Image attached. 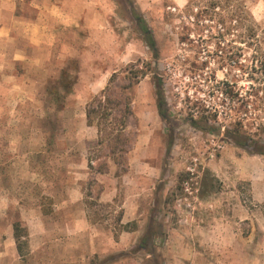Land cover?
<instances>
[{"label":"rangeland","instance_id":"rangeland-1","mask_svg":"<svg viewBox=\"0 0 264 264\" xmlns=\"http://www.w3.org/2000/svg\"><path fill=\"white\" fill-rule=\"evenodd\" d=\"M132 1L158 57L126 0H0V264H264V156L190 125L230 124L264 0Z\"/></svg>","mask_w":264,"mask_h":264},{"label":"trees","instance_id":"trees-1","mask_svg":"<svg viewBox=\"0 0 264 264\" xmlns=\"http://www.w3.org/2000/svg\"><path fill=\"white\" fill-rule=\"evenodd\" d=\"M126 2L132 7L131 14L134 19L138 21V25L145 43L154 52L156 57H158V44L151 28L147 24L142 14L137 11L134 2L132 0H126ZM250 69L251 70L248 75V78L251 79L249 85L250 89L245 92V95H243V93H238V99L234 101L237 105L236 109L230 113V124L216 127L210 120L205 119L203 124L201 119L192 117L190 119V125L195 129L208 133L221 132V129L226 126L223 135L232 144L250 154L264 156V60L260 61V63L258 62V65L251 66ZM157 88L160 115L163 119L168 120L169 115L166 112V100L162 92L163 83L159 78L157 81ZM130 110V105H128L124 115L126 120L129 117ZM97 115H100V117H98V128L100 129L102 120L107 119L108 115L106 113L100 114L99 111H96L93 105H90L87 110V118L90 125H94V118ZM126 124L127 121L123 123L124 128L126 127ZM172 145L173 140L170 142L169 147L171 148ZM127 227L128 225L123 228L127 230ZM14 229L18 252L20 255L24 256L26 242L23 239L24 235L22 233V228L18 223H16ZM154 229V225L151 224L148 228L147 234L142 239V243L140 245L141 249L146 251L149 250L147 243L154 241Z\"/></svg>","mask_w":264,"mask_h":264},{"label":"crops","instance_id":"crops-1","mask_svg":"<svg viewBox=\"0 0 264 264\" xmlns=\"http://www.w3.org/2000/svg\"><path fill=\"white\" fill-rule=\"evenodd\" d=\"M33 42H35V41H33ZM62 201H69V200H67V199L63 200V199H62ZM144 237H145V236H144ZM142 250H143V249H142ZM144 251H145V250H144ZM155 253H156V248L153 247L152 250L149 251V254L152 256V255H154Z\"/></svg>","mask_w":264,"mask_h":264}]
</instances>
